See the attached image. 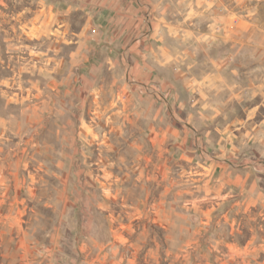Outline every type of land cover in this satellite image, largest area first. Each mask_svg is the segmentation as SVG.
Returning <instances> with one entry per match:
<instances>
[{"label":"rangeland","instance_id":"374dc122","mask_svg":"<svg viewBox=\"0 0 264 264\" xmlns=\"http://www.w3.org/2000/svg\"><path fill=\"white\" fill-rule=\"evenodd\" d=\"M45 2L0 0V264H264V200L213 183L204 146L196 154L181 140H150L141 155L118 138L115 151L87 153L97 145L64 133L78 116L124 109L109 105V91L97 104L78 89L75 44L62 37L86 17L73 11L68 31L47 38ZM237 2L264 21V0ZM63 134L71 146L61 154ZM127 194L128 205L115 199Z\"/></svg>","mask_w":264,"mask_h":264},{"label":"crops","instance_id":"0c3cea01","mask_svg":"<svg viewBox=\"0 0 264 264\" xmlns=\"http://www.w3.org/2000/svg\"><path fill=\"white\" fill-rule=\"evenodd\" d=\"M236 2L46 0L41 11L49 12L50 18L41 25L47 38H52L48 32L53 35L54 27L68 31V15L73 11L86 17L70 38L62 37L75 44L70 59L81 75L78 89L93 92L97 104L109 91V105L124 109L111 115L78 116L76 131L64 124V133L69 136L78 130L81 141L97 145L81 146L87 153L101 147L115 151L118 138L125 139L132 154L141 155L150 140H181L196 154L204 153V146L214 172L211 181L221 182L230 192L247 188L246 201L261 203L264 21L254 9L243 10ZM58 13L62 16L55 19ZM167 107L173 108V114L166 115ZM60 119L71 123L74 117ZM102 122L111 125L103 128ZM67 136L61 135L62 147L56 152H69L71 137ZM137 167L142 175L143 166ZM232 170L239 174L226 178ZM215 172H221L220 177L215 178ZM137 179L132 182L138 183ZM130 197L115 199L128 205Z\"/></svg>","mask_w":264,"mask_h":264}]
</instances>
